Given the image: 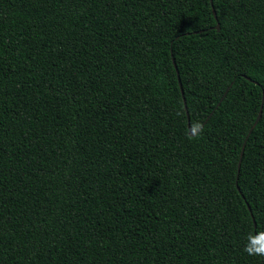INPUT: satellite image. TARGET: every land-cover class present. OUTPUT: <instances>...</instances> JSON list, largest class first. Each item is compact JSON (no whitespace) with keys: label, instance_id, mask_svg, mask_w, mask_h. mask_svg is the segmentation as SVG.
Returning a JSON list of instances; mask_svg holds the SVG:
<instances>
[{"label":"trees","instance_id":"1","mask_svg":"<svg viewBox=\"0 0 264 264\" xmlns=\"http://www.w3.org/2000/svg\"><path fill=\"white\" fill-rule=\"evenodd\" d=\"M262 230L264 0H0V264H264Z\"/></svg>","mask_w":264,"mask_h":264},{"label":"clouds","instance_id":"2","mask_svg":"<svg viewBox=\"0 0 264 264\" xmlns=\"http://www.w3.org/2000/svg\"><path fill=\"white\" fill-rule=\"evenodd\" d=\"M194 127L199 129L200 125ZM244 251L250 256H264V230L248 235Z\"/></svg>","mask_w":264,"mask_h":264},{"label":"water","instance_id":"3","mask_svg":"<svg viewBox=\"0 0 264 264\" xmlns=\"http://www.w3.org/2000/svg\"><path fill=\"white\" fill-rule=\"evenodd\" d=\"M213 10H214V14H215V16H216V18H217V13H216V10H215L214 7H213ZM216 28H217V29H220V23H219V22L217 23ZM182 91H183V89H182ZM227 91H228V89H227ZM227 91L225 92L224 96L226 95ZM224 96H223V97H224ZM185 104H186V101H185ZM219 104H220V102L218 103V105H219ZM218 105H217V106H218ZM186 110H187L188 118H190V117H189V110H188V108H187V105H186ZM260 116H261V111H260V113H259V115H258V117H257V119H256V121H255V123H254L253 126L251 127V129H250V131H249V133H248V135H247L245 141H244L243 149H242V152H241V159H242V156H243V153H244V148H245V145H246L247 139H248L250 133L252 132L253 128H254V127L256 126V124L258 123V121H259V119H260ZM188 125H189V128H190V134L193 135V136H195V135L200 131V129H201V127H200L199 129L193 131V130L191 129V124H190V122L188 123ZM202 126H203V125H202ZM241 159H240V162H239V168H240V165H241ZM254 223H255V225H256V221H254Z\"/></svg>","mask_w":264,"mask_h":264}]
</instances>
